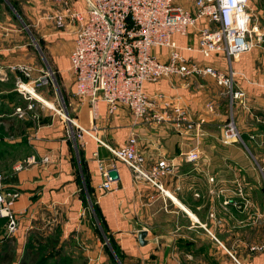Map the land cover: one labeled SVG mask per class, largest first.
I'll return each mask as SVG.
<instances>
[{"label":"crops","instance_id":"crops-1","mask_svg":"<svg viewBox=\"0 0 264 264\" xmlns=\"http://www.w3.org/2000/svg\"><path fill=\"white\" fill-rule=\"evenodd\" d=\"M12 1L14 6L8 0H1L0 4V71L6 66L14 69L18 64L29 63V76L23 77L25 80L42 72L43 65L25 56L27 42L19 34L25 29L31 31L41 42L39 48L45 50V64L55 73L52 79L55 89L44 84L36 92L90 129L80 137L67 135L70 128L72 131L76 128L62 114L37 100H31L33 107L18 117L14 106H25L28 100L14 89L13 79L7 86L0 76V172L4 187L17 192L11 205L15 227L8 238H0V254L6 252L11 259L0 264H17L26 257L27 231L33 228L54 231L48 234L54 242L67 236L79 237L82 235L79 231L83 230L91 235L87 209L88 202L91 207L92 202L84 178L91 187L99 218L122 254L120 264H235L230 253L242 264H264V247L248 249L255 239L245 229L246 224L249 228H260L264 241V219L246 222L239 209L242 206L234 204H242V196L249 205L257 202L256 186L250 182L255 180V166L264 154L258 158V154L252 153L253 160L247 158L241 133L264 135L263 48L252 46L228 63L226 56L218 52L204 57L181 47V54L189 59L222 71L231 67L235 71L233 88L243 90L244 94L230 99L225 87L209 75H170L145 81L143 87L148 94L161 92L168 100L177 102L193 125L185 128L182 124L177 129L170 122L146 120L133 124L130 113L123 107L108 113L105 103L98 100L96 114L92 116L88 101L75 98L67 70L75 24L67 22L59 29L45 17L55 0ZM68 1L77 10L86 5L85 0ZM175 1L191 6V0ZM252 1L248 0L251 16L262 15L260 0ZM8 8L15 12L18 24ZM202 23L199 20L197 25ZM8 33L17 34L19 40L3 43V36ZM173 38L179 46L195 43L193 29L185 35L176 33ZM11 48L15 55L6 54L5 50ZM199 118L203 120L199 122ZM230 118L239 138L223 143L221 128ZM92 124L94 129L90 127ZM130 132L135 133V145L146 167L162 158L169 164L170 168L157 177L166 194L148 181L134 179L128 166L108 150L107 145L123 143ZM190 149H196L198 157L188 161L184 154ZM27 154L36 162L16 168L15 164ZM42 156H47V160L41 161ZM97 159L104 160L117 172L109 190L102 191L98 186ZM141 231L143 234H139ZM8 242L13 247L6 250L4 245L8 246Z\"/></svg>","mask_w":264,"mask_h":264},{"label":"built area","instance_id":"built-area-1","mask_svg":"<svg viewBox=\"0 0 264 264\" xmlns=\"http://www.w3.org/2000/svg\"><path fill=\"white\" fill-rule=\"evenodd\" d=\"M55 2L45 17L59 29L67 22L75 24L67 70L73 81L75 98L88 101L92 116L96 114V102L102 100L108 113H113L119 107L125 108L133 124L149 120L170 122L177 129L182 124L185 128H191L193 124L186 118V111L181 105L168 100L161 92L150 95L143 87L145 81L170 75H209L217 84L225 87L230 99L244 94L243 90L233 88L235 71L231 67L222 71L210 64L199 63L181 54L180 48L195 50L204 57L218 52L226 56L230 63L234 56L252 46L251 32L259 38L257 25H251L248 0H191L190 7L175 0H85L86 5L81 10H77L68 0ZM199 20H202V25H197ZM192 29L195 43L179 46L173 35H185ZM155 48L164 51H156ZM15 68L21 73L16 77L15 89L28 100L25 106H14L15 114L23 117L26 110L33 107L31 100L49 106L36 89L53 79V70L48 67L37 77L25 80L23 77L29 76L30 66L18 64ZM206 105L208 108L211 106L209 103ZM49 107L62 114L76 128L75 131L70 128L67 135L80 137L83 132L89 131L90 128L78 124L61 107ZM202 120L199 118L198 121ZM90 127L94 129L95 125ZM236 138H239V134L230 118L221 128L220 140L226 143ZM135 144V133L130 132L123 143L107 147L114 158L128 166L134 179L148 181L166 194L157 177L170 168L169 164L162 158L146 167L143 155ZM197 157L196 149L184 154L188 161ZM40 160H47V156H42ZM35 162L36 159L27 154L15 167ZM96 168L100 176L99 188L102 191L111 189L114 178L108 171L113 167L97 159ZM16 195V190L4 187L0 172V216L8 217V230H12L16 224L11 215V205ZM241 198L242 204L235 202V206L246 204L243 196ZM263 247L264 244H250L248 249ZM230 256L235 264H242L231 253Z\"/></svg>","mask_w":264,"mask_h":264},{"label":"rangeland","instance_id":"rangeland-1","mask_svg":"<svg viewBox=\"0 0 264 264\" xmlns=\"http://www.w3.org/2000/svg\"><path fill=\"white\" fill-rule=\"evenodd\" d=\"M0 4H2V2ZM8 4L14 6L15 3L12 0H8ZM260 7L263 9L262 15L254 14V16L251 17V25L256 24L258 27L259 38H256L257 35L254 32H251L249 37L252 39V46L254 48L262 47L263 48L262 50H264V0H260ZM8 10H10L11 12L13 11L10 8H8ZM12 14L14 16L15 22L18 24L19 19L16 17L15 12L13 11ZM19 34L23 36V40L27 42L25 45L27 47V54L25 56L33 57L37 61L38 64L40 63L41 65H43L42 69H44L45 67H48L47 64H45V59H46L45 50L42 47L40 49L37 48V45L39 44L34 45L32 38H31L32 32L25 29ZM32 37L36 41L34 35H32ZM18 40L19 38L17 34L8 33V34H5V36H3L2 42L6 44H10V43H16ZM5 52L6 54L11 53L12 55H15L14 49L5 50ZM4 68L5 69L0 71V76L2 77V80H5L7 86H9L10 82L13 79L12 83L15 89V80H16V77L19 75L20 71L16 68L13 69L8 66ZM53 75H55V73H53ZM20 76H21V73H20ZM48 87L51 90L55 89L54 81L52 80L49 81ZM241 140L243 142V145H242L243 152L246 154L247 158H249L250 160H253L251 156L252 153L256 155L258 154V158H259V154L260 155L264 154V135L261 137L257 135L248 136L247 133H244V131H242ZM263 160H264V157L262 158V160L258 159L257 161V166H255L257 175L254 173L255 177H253L255 180H252L253 179L252 177L251 179H248V178L245 179V183H247V180L249 182L252 180L250 183L256 186L255 189H257V195H258L256 197L257 202H254V204L249 205V202L246 200V204L242 206L241 208H239L244 213L246 222L250 220H253V221L257 220L260 222V219L261 221L262 219H264V171H263L264 161ZM252 163L254 164L253 161ZM88 203L90 207V201ZM87 211L91 216V219H89L90 220L89 224L91 226L89 233H91V235H87L85 233L86 230H83V231H79L82 234V235H79V237L67 236V238H64L62 240L56 241L57 240L56 239L55 242L51 244L48 241V234H53L54 231L48 232L47 229L40 228V227H37L36 229L33 228L32 230H28L27 231L28 235L26 238H28L27 240H30L31 246L24 247V249L26 250L25 256L27 257V259L31 258V260L33 259L35 261L36 254L39 257L40 255L47 256L48 253H54L52 257H49L45 260L47 264H118L117 259L119 260V258L117 256H114L115 254H113L112 251L110 250L109 248L110 244L108 243L107 238H105L106 236L100 226L99 221L97 222L94 216L92 215L91 207L88 208ZM7 222H8V217L0 216V238H2L3 236H6V238H8L9 234H11L10 230H8ZM249 227L251 226L247 224L245 225L246 234L249 237H253V239L257 240V241L254 240L250 242V244H264V241L260 238V234H259L261 231L260 228L256 229V227L254 228H249ZM7 244L8 246L6 244L4 245L6 250L12 249L13 247L12 243L8 242ZM248 244L249 243H247V245ZM4 247H1V248L4 249ZM55 252H57V254H55ZM3 264H6V263H3Z\"/></svg>","mask_w":264,"mask_h":264},{"label":"trees","instance_id":"trees-1","mask_svg":"<svg viewBox=\"0 0 264 264\" xmlns=\"http://www.w3.org/2000/svg\"><path fill=\"white\" fill-rule=\"evenodd\" d=\"M36 41H37V43L41 46V42H40L39 38H38V39L36 38ZM84 183H85L86 190H87L88 194L90 195V199H91V202H92V208H93V210H94V212H95L97 218L99 219L100 226H101V228H102V230H103V232H104V234H105V236H106V238H107V240H108V243L110 244V247H111L112 250L114 251V254H115V255L119 258V260L121 261V260H122V254H121V252H120L118 246L116 245V243L113 241L112 237L109 235V232H107V230L105 229V226L103 225L101 219L99 218V214H98V211H97V206H96V204L93 202L92 197H91V194H90L91 187L89 186V184H88L86 178H84ZM48 241H49L51 244L54 243V240L51 239V238H48ZM25 246H27V247H30V246H31V243H30L29 240L26 242ZM36 253H37V252H36ZM53 254H54V253H48L47 256H42V255H40L39 257H38V255L36 254V256H35V257H36L35 261H34L33 259L31 260V258H30V259H29V258L27 259V257H24V258H21V259L17 262V264H33V263H35V264H47V263L45 262V260H46L47 258H49V257H52ZM55 254H57V252H55ZM10 259H11V256L8 255L6 252L0 254V263H1V262H6V261H10Z\"/></svg>","mask_w":264,"mask_h":264},{"label":"water","instance_id":"water-1","mask_svg":"<svg viewBox=\"0 0 264 264\" xmlns=\"http://www.w3.org/2000/svg\"><path fill=\"white\" fill-rule=\"evenodd\" d=\"M28 33H30V32H28ZM31 38H32V41H33L34 45H37V42L34 40V38L32 37V35H31ZM37 48H39L38 45H37ZM108 172H109V174L111 175L112 178H116L117 177V172H116V170L114 168H110ZM90 207H91V205H90ZM91 210H92V213H93V216H94L95 220L98 222V219L96 218L92 207H91ZM139 234H143V232L141 231ZM109 248L112 251V253L114 254V251L112 250V248L110 246H109ZM114 256H116V255H114ZM117 261L120 264V261L118 259H117Z\"/></svg>","mask_w":264,"mask_h":264},{"label":"bare ground","instance_id":"bare-ground-1","mask_svg":"<svg viewBox=\"0 0 264 264\" xmlns=\"http://www.w3.org/2000/svg\"><path fill=\"white\" fill-rule=\"evenodd\" d=\"M41 98H42V97H41ZM42 100H43L47 105L51 106V103H50V102H48L47 100H45V99H43V98H42Z\"/></svg>","mask_w":264,"mask_h":264}]
</instances>
